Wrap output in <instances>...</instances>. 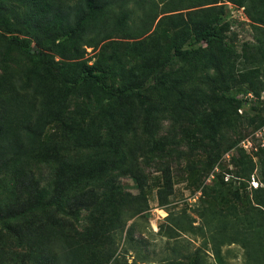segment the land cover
<instances>
[{"label":"rangeland","instance_id":"1","mask_svg":"<svg viewBox=\"0 0 264 264\" xmlns=\"http://www.w3.org/2000/svg\"><path fill=\"white\" fill-rule=\"evenodd\" d=\"M61 1L0 0V28L10 30L4 34L0 29V127L13 130L26 122L38 123L42 139L57 157L82 162L93 153L88 155L78 137L92 129L102 136L111 133L121 153L113 156L115 160L129 161L144 176V201L138 199L143 212L128 221L114 241L116 256L109 261L103 246L92 264H115V258L118 264H218L216 254L226 264H264V62L257 53L260 42L264 47V25L253 22L257 45L243 46L249 28L234 23L235 6L223 0L214 6L225 42L237 51L231 61L234 73L261 70L252 79L259 96L236 78L225 96L240 104H221L217 76L196 58L191 64L174 61L165 70L188 77L183 93H166L165 107L163 99L150 93L129 102H110L84 87L66 89L65 81H72L83 64L98 63L111 68L110 83H148L153 69L171 54L175 30L166 23L158 25L161 15L153 22L142 2L162 3L127 4L126 29L120 34L113 31L114 21H96L75 38L63 40L74 16L56 15L54 6ZM184 4L185 9L177 12L183 16L201 9L194 0ZM113 9L109 18L121 14L116 6ZM226 22H231L235 34ZM12 36L29 42L31 52L43 54L24 55L11 42ZM185 47L205 50L206 44L191 37ZM31 170L38 187L51 183L57 173L44 163ZM164 178L168 186L163 185ZM114 183L122 196L139 194L130 170L114 177ZM13 188V176L0 175V190H6L1 198ZM159 190L163 197L158 201ZM88 221L84 211L79 224L68 225L79 226L81 232ZM129 227L131 238H125ZM62 238L56 234L46 244L55 249ZM15 257L9 254L4 260L19 262Z\"/></svg>","mask_w":264,"mask_h":264},{"label":"trees","instance_id":"2","mask_svg":"<svg viewBox=\"0 0 264 264\" xmlns=\"http://www.w3.org/2000/svg\"><path fill=\"white\" fill-rule=\"evenodd\" d=\"M133 1H61L58 8L54 6L56 15L60 13L61 16H74L73 27L63 34L62 39L75 38L80 30L96 21L105 24L112 20L113 31L116 34L124 32L126 29L124 8ZM160 1L161 6L154 1H143L142 8L151 16L153 14V22L160 15L163 16L158 25L166 23L175 30V33L170 43L171 54L165 56L153 69L152 78L148 83L141 81L142 83L134 85H115L109 82L111 68L94 63L83 64L72 81H65L68 84L65 88L84 87L93 91L98 97L119 103L129 102L145 93L156 94L163 99L160 103L165 107L166 93L174 90L183 93L182 89L188 79L185 75H170L165 70L174 61L191 64L196 58H200L204 61V69L212 70L217 76L219 88L223 91L221 104L229 106L240 104L238 100L225 96L236 78H240L241 84L247 85L248 90L255 96H259L256 91L257 82H252V79L261 72L260 69L254 68L251 73L241 71L234 73L231 61L237 51L235 46L225 42L221 34L219 18L214 12V6L220 0H194L201 9L198 10L199 12H189L185 16L177 12L185 9L184 3L187 0ZM223 1L233 4L238 9L243 8L248 23L237 19L234 21L242 29L245 25L249 28L247 31L249 39L241 42L243 46L257 45L253 22L264 25V0ZM115 6L120 9L121 14L109 18L108 12L114 11ZM220 9L223 13V8ZM225 26L228 30L232 28L231 22H226ZM0 29L4 34L10 31L3 26ZM191 37L204 42L205 50L185 47ZM10 40L24 55L43 54L39 51L31 52L29 42L26 40L13 36ZM257 53L260 63L264 62V47L261 42L258 44ZM2 129L0 127V136H2L0 175L5 177L12 175L14 188L5 199L1 198V195L6 190H0L2 191L0 192V264H8L4 256L9 254L16 256L15 259H20L19 262L15 260L13 264H61L62 259H65L67 264H92L97 255L95 252L103 246H107L109 261L114 258L117 252L114 241L122 236L127 222L143 212L138 199L144 201L145 183L144 176L139 174V170L134 169L132 163L124 160L119 164L113 157L120 153V148H115V143L110 139L113 134L102 136L92 129L89 134L80 135L78 141L87 147L88 155L93 153L82 162L79 158L61 160L57 157L58 152L42 139V125L38 123L26 122L13 130ZM116 140L120 146L118 138ZM43 163L53 167L57 173L51 183L38 187L33 181L31 168ZM128 170L131 171V178L137 184L139 190L137 196H132L130 193L122 196L120 187L114 183V177L123 175ZM164 179L167 180L163 185L168 186V178ZM162 194L163 191L159 190L158 201L163 197ZM128 201V206L124 205ZM84 211L89 213V225L80 232L79 226L72 227L68 223L79 224V218ZM132 232L130 227L127 228L125 238H131ZM56 234H61L63 240L58 242L54 249L50 244L47 246L46 241ZM13 250L19 252L16 254ZM216 262L226 264L219 254H216ZM114 263L118 264L117 258L114 259Z\"/></svg>","mask_w":264,"mask_h":264},{"label":"built area","instance_id":"3","mask_svg":"<svg viewBox=\"0 0 264 264\" xmlns=\"http://www.w3.org/2000/svg\"><path fill=\"white\" fill-rule=\"evenodd\" d=\"M229 6H231V4H229ZM235 13L237 15V18H236L237 20H239V21H247L246 17H244L243 8L238 9V8L235 7Z\"/></svg>","mask_w":264,"mask_h":264}]
</instances>
